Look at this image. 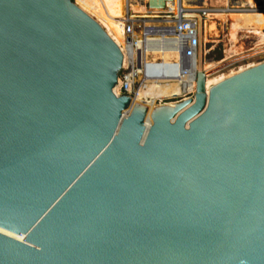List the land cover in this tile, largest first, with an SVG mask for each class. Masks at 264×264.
Segmentation results:
<instances>
[{"label": "water", "instance_id": "obj_1", "mask_svg": "<svg viewBox=\"0 0 264 264\" xmlns=\"http://www.w3.org/2000/svg\"><path fill=\"white\" fill-rule=\"evenodd\" d=\"M124 63L75 0H0V264H264V61L150 123Z\"/></svg>", "mask_w": 264, "mask_h": 264}, {"label": "bare ground", "instance_id": "obj_2", "mask_svg": "<svg viewBox=\"0 0 264 264\" xmlns=\"http://www.w3.org/2000/svg\"><path fill=\"white\" fill-rule=\"evenodd\" d=\"M144 1L147 2V0H75L76 4L85 12L93 16L105 28L107 33L115 40V42L120 46L125 61V63L123 64L124 68L128 66L129 51L126 43V36L124 33V27H123L124 25L122 22L123 18H125L126 14L128 13L130 17H133L135 19H138V17H142V16H148L149 18L147 17L144 18H147L145 20L150 21L155 16L154 14H156L157 11L160 10L158 8L149 9L147 7V3H145ZM201 1H203V4H207L210 2L217 5L218 4L223 5V6L218 5L219 7H215V8H210V7L206 8L207 9L206 16L202 22V41H204V39L206 40L208 38V34L211 32H212L211 34L214 33L216 35L219 33V30H217L218 26L214 21V19L217 17L219 18L220 25L223 28V33L226 34L225 38H227L231 44V48L229 49L231 53L236 52L238 50L237 48H235V45L238 44V41L240 40L239 36L241 33L251 34L256 36L259 43L258 45L259 46L261 45V47L264 48V10L263 9L240 10V9L231 8L228 6L230 0H201ZM171 2H173L174 4L180 3L181 6L184 8L196 7L195 4H192L191 0H172ZM238 3L250 4L252 2L250 0H239ZM126 7L128 9H126ZM226 22H228V29L227 31H224L225 30L224 25ZM148 39L157 40L158 38L153 37ZM143 48H144V42L142 40H138L137 50ZM144 57L146 59L150 58L153 60L162 58L164 61H170L172 59H177L178 54L175 52L154 50L153 52H151L150 57H148L147 51L144 52ZM250 66H252V64ZM250 66L240 67L237 71H231L228 74H226L227 70L225 71V73L221 71H217L221 67H223V63L219 64V63H210L207 61H203L201 62V67H200L199 57L197 56L196 58L197 69L201 68L206 73L207 88L212 87L214 84L225 79L226 77ZM121 84H122V80L119 77V82L114 88L116 93H119ZM195 84H196L195 72L194 70L191 69L180 71L178 73V78L176 79L146 81L145 83L140 84L139 88L135 91V95L130 106L133 107L135 103L146 106L147 117H148L147 123H150L151 122L149 118L150 112L158 103L163 104L165 100L172 99V97L174 96H185L188 92H191L195 89ZM174 102L175 101L165 102V103L173 104ZM128 110H130V107Z\"/></svg>", "mask_w": 264, "mask_h": 264}, {"label": "built area", "instance_id": "obj_3", "mask_svg": "<svg viewBox=\"0 0 264 264\" xmlns=\"http://www.w3.org/2000/svg\"><path fill=\"white\" fill-rule=\"evenodd\" d=\"M167 1L166 6L157 11L156 16L147 21V18L135 19L128 13L123 18L124 33L129 51L128 66L124 68L121 75L122 84L119 92L135 95L134 84L140 78V84L149 80H172L178 78V73L182 70L191 69L196 72L197 50L200 43L197 27V19L186 16L187 13L200 12L206 16V7L196 6L184 8L180 3ZM252 3L242 4L239 0L232 1V8L240 10H264V0H250ZM171 2V3H169ZM127 8V7H126ZM128 9V8H127ZM152 23V24H149ZM141 31L140 36L135 35V30ZM158 38L149 40L148 38ZM142 40L144 48L137 50V42ZM135 50V51H134ZM167 51L178 54L177 59L164 61L162 58L156 60L146 59L144 52ZM140 86V85H139ZM139 88V87H138ZM193 91L185 96H174L175 101L190 98Z\"/></svg>", "mask_w": 264, "mask_h": 264}, {"label": "rangeland", "instance_id": "obj_4", "mask_svg": "<svg viewBox=\"0 0 264 264\" xmlns=\"http://www.w3.org/2000/svg\"><path fill=\"white\" fill-rule=\"evenodd\" d=\"M232 1L233 0H230L228 3V6L231 8L233 7ZM191 2H192V4H195L196 6H201V7L203 6L206 8H209V7L215 8V7H219L218 5H221V4H218V5L213 4L210 2L207 4H203V1H199V0H191ZM221 6H223V5H221ZM214 21L216 22V24L218 26L217 30H219V33L216 35L214 33L211 34L212 33L211 32L208 34V38H207L208 40L204 39V41H202L203 61H207L210 63H219V64L223 63V67H221L217 71H221V72L225 73V71L227 70L226 74H228L231 71H237L240 67L250 66L251 64L254 65L257 62L260 63V62L264 61V48H262L261 45L260 46L258 45L259 43H258L256 36L251 35V34L241 33L239 36L240 40L238 41V44L235 45V48H237L238 50L236 52L231 53L229 50L231 48V44H230L229 40L227 38H225L226 34L223 33V28L220 25L219 18L216 17L214 19ZM135 34H136V36L139 37L141 34V31L136 28ZM241 48H243V49H241ZM240 52L243 54H241ZM225 63H227V64H225ZM123 72H124V67L122 68V70L120 72V77L123 74ZM139 85H140V78H138V80L135 81L134 88H133L134 91H136L138 89ZM175 100L176 99H167V100H165V102H172ZM165 102H163V103H165Z\"/></svg>", "mask_w": 264, "mask_h": 264}]
</instances>
